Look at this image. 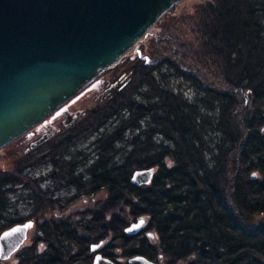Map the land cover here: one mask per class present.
<instances>
[{"label": "trees", "instance_id": "trees-1", "mask_svg": "<svg viewBox=\"0 0 264 264\" xmlns=\"http://www.w3.org/2000/svg\"><path fill=\"white\" fill-rule=\"evenodd\" d=\"M173 13L155 23L122 62L123 80L72 130L51 148L39 147H47L43 154L22 155L14 173L0 170V234L45 219L13 264H92L96 254L115 264L134 257L154 264H264V0H207L189 15ZM169 77L189 85L194 99L166 85ZM95 131H103L96 139L100 154L123 149L122 162L86 165L87 184L72 172L77 153L69 148ZM49 149L52 172L68 174L61 192L70 195H50L40 177L23 179V168ZM137 170L152 171L148 183L130 182ZM20 184L31 190V213L18 218L10 207ZM101 191L106 200L78 219L45 217L44 199L63 208Z\"/></svg>", "mask_w": 264, "mask_h": 264}, {"label": "water", "instance_id": "water-1", "mask_svg": "<svg viewBox=\"0 0 264 264\" xmlns=\"http://www.w3.org/2000/svg\"><path fill=\"white\" fill-rule=\"evenodd\" d=\"M181 1L0 0V149L59 112L100 74L116 69L159 18ZM79 115L75 112L69 121ZM151 175V170H137L130 182L141 185ZM142 224H132L126 233ZM32 226L26 221L0 234V260L21 248ZM128 263L154 264L143 257ZM92 264L115 263L96 254Z\"/></svg>", "mask_w": 264, "mask_h": 264}, {"label": "rangeland", "instance_id": "rangeland-1", "mask_svg": "<svg viewBox=\"0 0 264 264\" xmlns=\"http://www.w3.org/2000/svg\"><path fill=\"white\" fill-rule=\"evenodd\" d=\"M205 1H207V0H183V1L179 2L178 4L174 5L170 9L173 10V12H174L173 14L175 16L176 15L177 16L189 15V13L191 12L192 8L195 5L202 3V2H205ZM167 12H165L162 16H164ZM152 27L125 54V56H126L125 59H123L121 61V63L117 66L116 69H111L109 71L104 72L105 74L110 73V75H105L104 73H102L103 77H99L98 79H95L91 84H89L87 86V88H85L87 90L83 89L75 97L76 99H74V100H76V101L72 107L73 108L72 110H80L81 111L82 108L87 107L86 111L91 112L95 108V106H97L96 103L98 101H96V102L94 101V99L96 98L97 92L92 90L93 86L95 84H97L98 82H101V81H108L109 86H110L111 84L115 83L116 81H119L120 79L122 80V78H123L122 74H123V71L125 68V66H121L122 62L126 59L131 58L136 53V50H137L136 47L138 45H140L141 43H144L146 41L147 33L150 32ZM186 41L191 43L190 37H188L186 39ZM115 71H117L118 73L114 74ZM110 77L114 78V80L113 79L111 81L108 80ZM167 83H168L169 87H171L173 90L181 91L183 93V95L186 96L188 99H194V97L196 96L195 91L192 88H190L189 85L185 84L183 81H179L177 79H173V78L169 77L167 79L166 85H167ZM112 89H114V88H110V91ZM107 95H106V97H107ZM59 120H61L60 122H58L60 124L64 120V117H60ZM75 122H76V120H75ZM108 124L110 125L108 127H111L113 125V123L111 121ZM74 125H75V123H73L71 128H69L68 130H65L64 134H67L70 130H72ZM35 130H36L35 128L30 129V131L26 132L22 136L18 137L16 140L10 142L9 144L5 145L4 147H2L0 149V170L12 172V173H14L16 171L15 165L18 162V160L20 158L24 157L22 155L27 156L26 155L27 153H25L26 150L28 148H31V144L35 143L37 141L38 137H39L38 139L41 138L40 135L42 134L43 131H40L38 134H36L34 136H30V134L32 132H34ZM101 130L104 131V129H101ZM103 131L92 132V133L88 134L87 136H85L84 138L79 139L75 144L71 145V147L69 148L70 152L74 153V151H75V153H77V154L74 153L76 155V157H74L72 159H77V161H80L82 163L83 160L86 159L85 156L89 155V158H90L93 154L92 151H94L96 149L94 146V143L98 137V134H101ZM56 140H57V138L52 140L47 145L50 146V148H51L52 145H54V143L56 142ZM43 144H39L38 146H35L36 149H35V147H33L34 149L31 148V150L29 152H31L32 157L36 156L38 154L44 153L43 151L47 147L46 148L43 147L42 149H39V147H41ZM44 146H46V145L44 144ZM49 150H51V149H49ZM72 150H74V151H72ZM38 160L39 159H36L35 161L37 162ZM49 160H50V158L45 159V157H43L42 161H40V162H37V163L35 162L34 164L31 163V164L26 165V167L23 168V171H25L27 173L28 177H23V179L34 178L36 181H40V179H39V177H40L43 180L42 183L46 188L48 184H45L44 179L47 177V174L51 171V167H52ZM30 187L32 188L31 185H30ZM33 189L37 190L36 193L38 192L37 186ZM15 191H16V193L11 197L12 203H11V207H10V213L14 214V217H18V218L19 217L20 218L25 217L31 213V205L29 203L30 198H31L30 197L31 190H30V188H24V186L20 184V186L16 187ZM38 194H40V192ZM68 194L70 195V191L61 192V196H63V197L67 196ZM106 198H107L106 192L101 191V192L97 193L96 195H93L92 197H89V198L87 197L86 198L87 200L82 199V197H79L72 204L64 205L63 208H59V207L54 208L51 206V204H49L48 201H45V199L42 200V202L46 204V212L47 213L45 214V217L47 220H49L51 217L54 219L67 218V217H72V218L74 217V218L78 219L79 215L81 213H83L85 210H87V208L89 209L91 206L92 207L96 206L97 203H99L100 201H105ZM44 220H45L44 218L37 219V221L33 224V226L28 231L27 238H26L25 242L22 244L21 248L29 245L31 243V239L34 235L41 233L40 228L42 227L41 225H42V223H44ZM16 254H17V252H15L13 255H11L6 260H0V264H13L16 261ZM118 263L124 264V261L119 260Z\"/></svg>", "mask_w": 264, "mask_h": 264}, {"label": "flooded vegetation", "instance_id": "flooded-vegetation-1", "mask_svg": "<svg viewBox=\"0 0 264 264\" xmlns=\"http://www.w3.org/2000/svg\"><path fill=\"white\" fill-rule=\"evenodd\" d=\"M122 80H123V78H122ZM120 81H121V79L119 81H116L115 83L111 84L110 86H109L108 81H101V82H98L97 84H95L93 86V89H92V90L97 92L96 98L94 99V101L96 102V101L103 100L107 94L108 95L110 94V88H115V85L118 84ZM85 88H87V86ZM85 90H87V89H85ZM74 99H76V98H74ZM74 99H72L69 102H67L66 104H64L62 106V108L59 109V112L52 113L45 120H43L41 123L34 126V128L36 130L34 132H32L30 134V136H34V135L38 134L40 131H43L42 134L40 135V137H42L44 135H49L50 133H52V135L47 140H45L43 142L45 145H47L48 143H50L55 138L58 139L61 136L66 135V134H64L65 130H68L69 128H71L73 123L75 122V120L78 117L85 115L87 112L86 111L87 107L82 108L81 111L80 110H72L73 109L72 107L76 101ZM77 111H80V115L77 116L75 119L69 121L70 118H72V115ZM60 117H64V120L59 124L58 122L61 121V120H59ZM34 128H31V129H34ZM101 134H98V137L101 136ZM38 138H37V140H38ZM96 141L94 143V146H96V149L94 151H92V153H93L92 156L90 158H89V155L85 156L86 159L84 158L85 160H83L82 163L80 161H77V159H75L77 162L73 165L74 170L72 172L77 174V176H80V180H84L87 184L89 182L90 176L88 173L89 171L87 172L86 169L84 170L86 165H90V164L95 163V162L104 163V159L106 160V162L108 164H110L111 162L113 163L115 161H118L120 163L122 162L123 149H118V152L115 156H107L108 158H105L100 154V151H99L100 149L97 146L99 144V142L98 141L96 142ZM120 148H122V147H120ZM32 149H34V148H32ZM35 149H36V147H35ZM30 150H31V148H28L26 150L27 155H32L31 152H29ZM50 152H53V151H51V150L45 151V158H50L49 161L52 165L53 164V162L51 161L52 154ZM71 157L72 156L70 154L64 155V160L67 161L68 159H71ZM80 164H83V166L80 167ZM59 168H61V167H59ZM52 169H53V166L51 167V171L47 174V176H48L47 177V180H48L47 189H48V192L50 195L56 197L58 194H60L62 186L65 185L64 182L67 181L68 178H66V176H68V174H67V172H64L63 169H59L53 173ZM149 179H148V181H149ZM148 181H147V183H148ZM144 184H146V183H144ZM141 185H143V184H141ZM52 191H54V192H52ZM96 194H97V192L92 193L89 197H92L93 195H96ZM80 197H82V199L87 200L86 198L88 196H80ZM77 199H75V200H77ZM59 200H61V199H59ZM70 200H71V198H70ZM71 203H73V202H71ZM33 224H34V222H33Z\"/></svg>", "mask_w": 264, "mask_h": 264}]
</instances>
